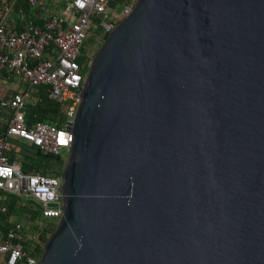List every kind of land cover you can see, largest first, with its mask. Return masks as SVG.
Wrapping results in <instances>:
<instances>
[{"label":"water","instance_id":"95a60500","mask_svg":"<svg viewBox=\"0 0 264 264\" xmlns=\"http://www.w3.org/2000/svg\"><path fill=\"white\" fill-rule=\"evenodd\" d=\"M69 134L37 264H264V0H137Z\"/></svg>","mask_w":264,"mask_h":264},{"label":"built area","instance_id":"2783aa9c","mask_svg":"<svg viewBox=\"0 0 264 264\" xmlns=\"http://www.w3.org/2000/svg\"><path fill=\"white\" fill-rule=\"evenodd\" d=\"M115 1L27 0L33 8H43L49 3L52 9L45 10L47 14L42 23L29 21L20 28H16L12 16L13 2L0 1V73L21 77L28 87L47 86L48 96L62 104L65 114L62 128L44 120L29 124L28 92H15L0 99V112H9L6 129L0 136V190L35 200L40 203L45 217L59 219L62 215L60 175L25 172L17 162L9 160L10 141L11 138L21 139L43 153L62 156L61 151L68 148L71 135L62 136L67 139L64 143L60 132L73 120L86 74L77 60L81 46L95 24L93 17H100L97 27L103 33L108 34L114 28L116 19L112 18L115 16L109 12V7ZM133 5L122 3L121 14L128 15ZM5 210L0 206L1 212ZM31 237L21 221L6 229L0 227V255L5 256L6 264H37L38 259L26 246Z\"/></svg>","mask_w":264,"mask_h":264},{"label":"trees","instance_id":"16d2710c","mask_svg":"<svg viewBox=\"0 0 264 264\" xmlns=\"http://www.w3.org/2000/svg\"><path fill=\"white\" fill-rule=\"evenodd\" d=\"M119 1L125 4L129 3V0H117V2ZM117 2H112L111 6H114ZM18 5L22 6L25 12L30 11L27 0H19ZM106 19L110 20L109 17H106ZM93 20L97 23L100 17H93ZM98 35L102 36L103 39L107 36V34L103 33V31L94 24L81 46V53L77 60L82 70L85 72L87 71L92 57L89 46L93 41V37ZM46 87L45 85H39L33 87V89L29 91L33 102L29 106V113L30 115L35 114L36 120H44L55 124L58 128H62L64 127L65 114L61 109V103L48 96ZM6 97L8 96H0V99ZM5 126L6 124L3 123L0 130L5 128ZM9 160L11 162H18L25 172H38L49 176H59L64 164V159L61 156L43 153L37 146L22 142L19 139L12 140V150L9 153ZM28 202L20 205L16 200L15 202L13 200V202L9 204V213L0 214V224L2 227L7 224V219L10 216L9 214H13V212L17 211L20 215H23L26 224H28V226L25 225L26 233L33 234V238L27 239L26 241L27 249L38 259L42 254L43 244L49 234L54 230L57 222L54 218L43 216L40 203L33 199ZM32 203L34 206H32Z\"/></svg>","mask_w":264,"mask_h":264},{"label":"crops","instance_id":"0c3cea01","mask_svg":"<svg viewBox=\"0 0 264 264\" xmlns=\"http://www.w3.org/2000/svg\"><path fill=\"white\" fill-rule=\"evenodd\" d=\"M9 1L13 2L12 16L14 17V21L16 22V24H15L16 28L23 27L29 21L42 23L43 20H44V17L47 14V12L45 13V10L46 9H52V5L49 4V3H47L43 8H40V7L39 8H33V7H31L28 4L30 6V11L25 12V9L22 6L18 5V1L19 0H9ZM20 11H22V12H20ZM14 77H18V76H9L8 77V74L6 72H1L0 73V80L1 81H3V80L6 81V87H7L6 89H0V96L7 95L9 97L10 94H13L15 92H20V91L28 92L27 101H28V113H29V106H30V104L33 103L32 99L30 97L31 95L29 94V91H31V89H33V87H28L27 83L21 77H18L19 80L17 81V84H12L13 82H11V80H13ZM8 97H6V98H8ZM61 106H62V104H61ZM8 113H9L8 111L1 110V112H0V129L3 126V123H5L6 126H7V121L6 120H7V117L9 115ZM28 118H29V124H32L36 120L35 119L36 115L35 114H31L30 115V113H29L28 114ZM6 126L2 130H0V136L2 135L3 131H5ZM15 139H17V138H11V141H10L11 150H12V140H15ZM19 140L22 141L21 139H19ZM22 142H25V141H22ZM25 143H28V142H25ZM28 144H30V143H28ZM13 200H14V202L16 200V202L18 204L23 205L24 203L30 201L31 199H28L26 202H23L21 200V197H17L16 198L15 196H12V195L0 190V206H4L6 208V210L4 212L0 211V214L9 213V204H11L13 202ZM33 206H34V204H33ZM9 215L10 216L7 219L8 220L7 224L3 225V227L0 224V227L2 229H6L9 225H11L12 223H14L16 221H21V222H23L25 224L24 216L20 215L19 212L16 211V212H13V214H9ZM23 219H24V221H23ZM54 219H56V218H54ZM25 228H26V226H25ZM31 235H32L31 238H33V234H31ZM0 257H1L0 258V263H5V256L4 255H0Z\"/></svg>","mask_w":264,"mask_h":264},{"label":"rangeland","instance_id":"374dc122","mask_svg":"<svg viewBox=\"0 0 264 264\" xmlns=\"http://www.w3.org/2000/svg\"><path fill=\"white\" fill-rule=\"evenodd\" d=\"M137 0H129V3H133L135 4ZM117 2V1H116ZM134 6V5H133ZM109 12L114 14L115 17H112L113 19H116V24L121 20L123 19V17L125 15L121 14L123 12V9H122V3L119 1L117 2L114 6H110L109 7ZM97 25V23H95V26ZM104 39L102 36H94L93 37V41L91 42L90 46H89V49H90V52H91V56L93 57L94 54L96 53V51L98 50V48L100 47V45L103 43ZM91 57V58H92ZM19 80L18 77H14L13 80H11V82H13L12 84H17V81ZM11 84V85H12ZM6 81H1L0 80V89H6ZM67 150L68 148L67 147H64L62 149V158L65 160L66 158V155H67ZM28 199L30 198H25V197H21V200L23 202H26ZM56 222L58 221V218L55 219ZM24 221V219H23ZM26 226H28V224H26V221H24ZM1 258V257H0Z\"/></svg>","mask_w":264,"mask_h":264}]
</instances>
